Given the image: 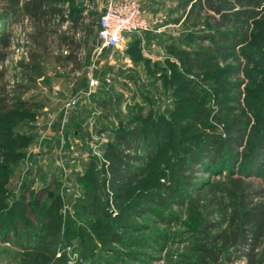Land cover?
I'll return each instance as SVG.
<instances>
[{
    "label": "rangeland",
    "instance_id": "obj_1",
    "mask_svg": "<svg viewBox=\"0 0 264 264\" xmlns=\"http://www.w3.org/2000/svg\"><path fill=\"white\" fill-rule=\"evenodd\" d=\"M68 1L85 5V23L94 20L88 45L79 53L82 70L63 67L50 53L42 69L31 73L35 81L23 80L28 88L22 89L13 74L20 72L18 62L27 56L29 24L20 17L2 26L13 39L5 62L13 99L6 111L0 110V264H185L182 254L189 252L197 226L223 222L227 215V201L218 202L219 193L207 192V184L238 176L239 166L245 165L244 170L257 169L263 176L250 174L244 180L264 189V154L255 157V145L246 156L245 145L235 147L238 155L228 168L202 154L210 148L212 135L224 136L215 119L221 106H231L234 113L245 111V141L252 130L255 142L264 134L263 15L254 19L248 39L237 47V59H204L196 67L191 54L199 44L208 45L207 39L184 38L176 52L154 47L141 51L151 59L136 55L130 60L122 54L123 46L98 53L96 21L106 0ZM167 2L162 11L172 18L175 5ZM193 18L199 25L184 20L174 27L179 32L175 36L203 27L211 32V21L203 25V17ZM49 46L58 50L57 39ZM166 54L171 62H165ZM234 67L240 70L236 74ZM89 77L98 79L96 88L89 89ZM230 82H237L238 88L229 91ZM139 115L147 117L141 126L146 148L158 146L156 158L147 159L144 175L115 189L108 170L114 129ZM74 118L81 120L78 126ZM189 150L200 160L190 161ZM186 165L194 171L190 186L185 185ZM84 174H91L94 183L80 180ZM93 191L94 213L79 203ZM155 200L157 212L140 211L139 206ZM111 230L118 231V239H112ZM262 247L264 243L259 252ZM231 264H245V259Z\"/></svg>",
    "mask_w": 264,
    "mask_h": 264
},
{
    "label": "trees",
    "instance_id": "obj_2",
    "mask_svg": "<svg viewBox=\"0 0 264 264\" xmlns=\"http://www.w3.org/2000/svg\"><path fill=\"white\" fill-rule=\"evenodd\" d=\"M67 1L0 0L1 111H6L8 101L13 99L9 98V90H7L9 83L6 81L7 66L5 65L13 39L9 30L2 29L5 24L7 28L12 19L24 17L29 24V31L25 33L27 42L24 45L27 47V56L18 62L20 72L13 74L16 77L14 83L17 86H21L22 89L28 88V85L22 84V81H35V76L31 73L42 69L50 53L54 54L53 60L63 67L70 65L73 71L84 68V62L79 53L82 48H86L88 45L87 38L90 35L91 24L94 23V20L85 23L87 16L82 14L85 5L73 4L69 1L68 3ZM179 7L183 10L186 9L183 21L193 22L192 26L194 27L199 25V21H193L194 16L199 19L203 17L201 23L203 25L211 21L212 28H209L211 32L205 27L198 33L193 30L181 32L179 37L167 46V50L176 52V50L181 49L179 45L184 38L200 42L207 39L208 45L199 44L191 54L190 60L192 65L196 67L204 59L213 60L217 57L222 60L237 59V47L248 39L249 29L253 25L254 19L260 14L264 18V0H179ZM91 15L92 12L88 14V16ZM65 23L68 25L65 30H62ZM262 29L264 34V27ZM55 39H57L56 47L58 49L56 51L50 49L49 46V43ZM63 47L65 48L64 53L61 52ZM108 49L113 50L112 48ZM126 51L134 58L139 55L137 44L134 41H130ZM169 60L172 61L166 58L165 62ZM239 71L235 68L233 74ZM245 75L250 77V72L245 71ZM191 84H193L192 81ZM237 88V82L229 83V91ZM12 102L16 103L13 100ZM220 113H225V119L219 117ZM146 118L139 115L136 118L128 119L126 127L114 129V142L110 143L109 148L112 159L108 170L111 174L109 183L115 189H122L131 181L144 175L149 167L146 164L147 159L156 158L158 146L146 148L143 127L141 126L142 122H146ZM148 118L150 119V117ZM215 119L222 124L224 136H211L208 142L210 148L206 147L202 152L205 157H208V160L214 163L218 162L222 168H228L232 160L238 155V152L234 153L235 147L242 144L246 148L245 156L252 144L257 149L255 157L259 153L264 154V134H260L255 142L257 134L252 130L248 135L249 140H244L249 124V117L244 110L234 113L231 106H221ZM143 143L144 148L141 149ZM140 149L142 150L141 153L139 152ZM131 150L134 152L130 153ZM222 152H226L224 157ZM188 159L190 161L200 160L198 156L196 157L195 151L192 150H189ZM185 163L188 164V160ZM88 166H93V163L89 162ZM244 168L245 165L239 166L238 176L228 175L222 180H213L207 184V192L219 193L221 200L218 202L227 201L225 204L227 215L223 222H206L202 226H197V230L192 233L193 240L189 252L182 254L185 264H231L240 259H245V264L264 263V247H262V252H259L258 249L264 243V189L253 187L252 182H246L243 178V176L250 174L257 176H263V174L257 169L253 171L247 168L244 170ZM184 172L189 173L185 179L187 181L185 185L190 186V180L194 177L192 175L193 168L186 165ZM80 180L94 183L91 174L82 175ZM94 191L85 200L79 201L83 209L93 213L95 209V205L92 203V197L95 196ZM215 200L217 201V198ZM139 207L141 212L150 209L157 212L159 201L155 200ZM132 212L135 213L136 211L132 210ZM109 234L113 236L112 239H116L118 236L116 234L119 233L111 230ZM82 239L85 240L87 237ZM103 243L105 245L104 241Z\"/></svg>",
    "mask_w": 264,
    "mask_h": 264
},
{
    "label": "built area",
    "instance_id": "obj_3",
    "mask_svg": "<svg viewBox=\"0 0 264 264\" xmlns=\"http://www.w3.org/2000/svg\"><path fill=\"white\" fill-rule=\"evenodd\" d=\"M147 0H107L97 21V52L118 48L132 34L149 29L143 3ZM93 65V64H92ZM88 86L96 88L97 78L89 77Z\"/></svg>",
    "mask_w": 264,
    "mask_h": 264
},
{
    "label": "crops",
    "instance_id": "obj_4",
    "mask_svg": "<svg viewBox=\"0 0 264 264\" xmlns=\"http://www.w3.org/2000/svg\"><path fill=\"white\" fill-rule=\"evenodd\" d=\"M165 1L167 2V0H147L143 3V9H144L145 17L148 21L149 29L140 33L130 35L124 43L120 44L121 47L123 46L122 54L124 55V57L130 60L134 58L133 55H130L128 51H126V48L129 46L130 41H134V43L137 44L139 56L141 58L148 57V59L149 58L151 59L152 57L149 54H147L148 56L145 57L146 54L143 55V53L145 51H150L152 47L166 51L167 46L170 44V42H172L173 40L175 41L178 38L175 35L178 34L179 32H177V28L174 27H177L183 22L184 16L181 14L182 8L179 7V0H169L167 2L169 3L168 5L171 4L175 5L171 10V12L174 13L173 17L169 18L170 17L168 15L169 13L167 14L164 13V11H162V8L166 7L164 6ZM176 12H178V14H176ZM164 14L167 15L164 16ZM160 55L154 58V60L156 61L158 59H161L162 56ZM164 57L167 58V54ZM80 121L74 118L73 124L75 126H78V122ZM68 123L69 122H66L67 125ZM79 125L81 124L79 123ZM83 128L88 129L87 126H85V124H83ZM76 133L77 132H74V134Z\"/></svg>",
    "mask_w": 264,
    "mask_h": 264
}]
</instances>
